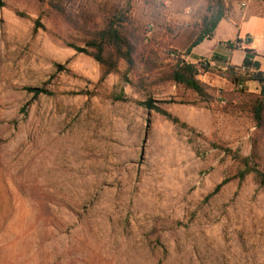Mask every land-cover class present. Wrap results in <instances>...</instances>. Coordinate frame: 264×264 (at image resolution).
I'll return each mask as SVG.
<instances>
[{
	"label": "rangeland",
	"instance_id": "obj_1",
	"mask_svg": "<svg viewBox=\"0 0 264 264\" xmlns=\"http://www.w3.org/2000/svg\"><path fill=\"white\" fill-rule=\"evenodd\" d=\"M4 1L0 264H264V190L253 175L231 180L242 168L222 151L252 156L264 172V141L247 99L259 86L236 87L213 63L198 78L214 98L205 104L155 70L171 64L174 39L214 0L131 3L149 25L140 50L151 63L150 72L131 76L133 85L115 74L101 80L96 62L65 47L79 37L64 20L43 17L46 32L34 33L49 0ZM74 1L84 22L97 12L101 25L105 0ZM239 31L227 25L219 37L235 42ZM204 42L176 55L209 60L214 42ZM33 88L51 95L34 97ZM120 94L131 102L110 99ZM148 98L194 133L135 103Z\"/></svg>",
	"mask_w": 264,
	"mask_h": 264
},
{
	"label": "trees",
	"instance_id": "obj_2",
	"mask_svg": "<svg viewBox=\"0 0 264 264\" xmlns=\"http://www.w3.org/2000/svg\"><path fill=\"white\" fill-rule=\"evenodd\" d=\"M90 1L93 2V0ZM133 1L118 0L115 6H109L110 0L103 1L98 7V11L102 13V23L99 26L95 22L97 12L85 14L84 22V10L81 3L75 7L74 0H49L47 3L49 9L34 21V33L38 29L46 32V28L41 24L43 17L55 16L64 20L65 23L74 28L76 37H79L78 40L75 39L71 42L63 41L65 47L96 62L102 71L101 80L115 74L119 75L123 82L133 85L130 80L131 76H134V74L138 75L140 70L144 72L151 71L149 70L151 63L148 60V56L145 57V52L140 50L142 46L145 48L146 28L148 29L149 25L142 22L134 14V11L130 8ZM124 2L125 4H123ZM229 3L226 0H214L212 5L206 7L202 20L181 30V33L174 39L173 53L175 55L171 59V64L163 68L156 67L155 70H158L157 76L161 82L181 88L194 95L199 100V103L205 104H210L214 98L208 94V87L198 78L213 69L210 63L216 64L217 67L218 65L222 66L217 70L218 75L236 87L241 86L243 88L248 83L257 84L260 91L259 95L254 98L248 97L247 99L250 101L251 119L260 138L264 141V72L261 71L260 63L251 58V56H255L252 50H244L246 56L240 67L230 65L229 59L217 53H213L209 60L204 59V63H201V60L196 63H189L176 55V52L180 51L189 56L192 50L204 41H212L219 24L223 20L228 19L231 14ZM6 7V2L0 0V8ZM15 14L19 18H27L25 14L19 11H15ZM241 43V40L237 39L235 42H227L225 45L232 52L238 50L241 47ZM123 65L125 66V71L121 72V66ZM27 91L34 97L51 95L50 92L42 88L27 89ZM110 99L118 103L131 102L123 94L113 95ZM135 103L146 111L154 112L165 118L174 126L194 133V130L190 129L187 124L167 112L162 107L163 102L148 98L144 102ZM183 104H188V102H183ZM222 151L239 168H242V170H238L231 180L238 179L243 181L247 176L253 175L259 188L264 190V172L260 170L259 164L254 161L252 156L244 157L239 152H233L228 149H222ZM226 183H228V180L218 185L214 193H217Z\"/></svg>",
	"mask_w": 264,
	"mask_h": 264
},
{
	"label": "crops",
	"instance_id": "obj_3",
	"mask_svg": "<svg viewBox=\"0 0 264 264\" xmlns=\"http://www.w3.org/2000/svg\"><path fill=\"white\" fill-rule=\"evenodd\" d=\"M251 24L256 25L259 29H254L253 26H250ZM227 25H232L234 30H239L240 27L243 28V31H239V36L236 39H240L241 41L245 38L248 39V42H243L241 47L236 51L231 52L227 49L225 43L231 42L230 40L224 41L225 39L219 37V33ZM211 42H214V46L209 54L210 58L213 53H217L229 59L230 65L240 67L246 56L244 50L249 49L255 53V56H251V58L260 63L261 71L264 72V0H235L231 4L229 18L219 24L215 37ZM236 55L239 56L237 62L234 61V56ZM197 60L196 58L195 62Z\"/></svg>",
	"mask_w": 264,
	"mask_h": 264
},
{
	"label": "built area",
	"instance_id": "obj_4",
	"mask_svg": "<svg viewBox=\"0 0 264 264\" xmlns=\"http://www.w3.org/2000/svg\"><path fill=\"white\" fill-rule=\"evenodd\" d=\"M200 62H201V63H204V60H201ZM212 65H213V63H210V66H212Z\"/></svg>",
	"mask_w": 264,
	"mask_h": 264
}]
</instances>
